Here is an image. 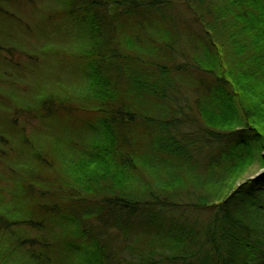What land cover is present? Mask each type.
Wrapping results in <instances>:
<instances>
[{"label":"trees","instance_id":"trees-1","mask_svg":"<svg viewBox=\"0 0 264 264\" xmlns=\"http://www.w3.org/2000/svg\"><path fill=\"white\" fill-rule=\"evenodd\" d=\"M40 5L77 86L0 101V264H264V0Z\"/></svg>","mask_w":264,"mask_h":264},{"label":"rangeland","instance_id":"rangeland-1","mask_svg":"<svg viewBox=\"0 0 264 264\" xmlns=\"http://www.w3.org/2000/svg\"><path fill=\"white\" fill-rule=\"evenodd\" d=\"M45 1L32 0V4L28 6L30 4L28 0H21L18 3L19 10L12 5L3 3L6 8L4 15L7 18V23H5L7 28L2 30L4 32L2 36L5 39H1L0 35V45L5 48L7 42L14 46L9 47L13 49L11 53L0 50V76L4 77L3 80L5 81L0 83V86L4 91L11 93L7 96L10 98L9 101L0 98L1 106L4 108H14V104H17L19 100H34L44 93L68 95L77 86L76 82H72L74 79L72 67L68 65L70 60L65 59L66 55L59 57L55 55L56 52L49 51L48 47L43 48L49 44V39L42 33L47 30L48 26L44 30L39 29L38 22L41 18L38 17L37 12L40 13L44 10L40 2ZM53 41L59 44V42ZM13 111L5 114L0 113V120L4 117L12 118L11 122L15 123L14 126L21 129L23 123L29 119L27 116L24 118L13 117ZM79 115L85 117L83 113ZM47 126L50 125L35 121L26 128V133H39L38 131H45ZM261 173L262 171H258L254 177L261 175Z\"/></svg>","mask_w":264,"mask_h":264},{"label":"snow or ice","instance_id":"snow-or-ice-1","mask_svg":"<svg viewBox=\"0 0 264 264\" xmlns=\"http://www.w3.org/2000/svg\"><path fill=\"white\" fill-rule=\"evenodd\" d=\"M262 173H264V170H262Z\"/></svg>","mask_w":264,"mask_h":264}]
</instances>
